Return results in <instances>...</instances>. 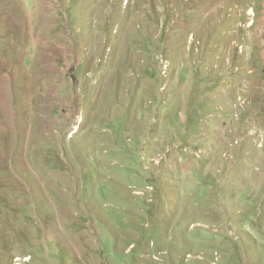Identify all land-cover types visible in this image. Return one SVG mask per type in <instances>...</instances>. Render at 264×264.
Masks as SVG:
<instances>
[{"label":"rangeland","instance_id":"374dc122","mask_svg":"<svg viewBox=\"0 0 264 264\" xmlns=\"http://www.w3.org/2000/svg\"><path fill=\"white\" fill-rule=\"evenodd\" d=\"M0 264H264V0H0Z\"/></svg>","mask_w":264,"mask_h":264}]
</instances>
